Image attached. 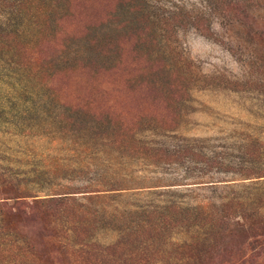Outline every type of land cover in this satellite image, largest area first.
<instances>
[{"label": "rangeland", "instance_id": "1", "mask_svg": "<svg viewBox=\"0 0 264 264\" xmlns=\"http://www.w3.org/2000/svg\"><path fill=\"white\" fill-rule=\"evenodd\" d=\"M231 1L0 0V264H264V0Z\"/></svg>", "mask_w": 264, "mask_h": 264}, {"label": "trees", "instance_id": "2", "mask_svg": "<svg viewBox=\"0 0 264 264\" xmlns=\"http://www.w3.org/2000/svg\"><path fill=\"white\" fill-rule=\"evenodd\" d=\"M230 4H232V1L230 2ZM187 145L188 144L178 145V146L172 147V149L166 148L164 150H166L168 152H171L170 155L175 156L177 159L180 158L183 161L186 160V162H191V163H193V161H195V163H197V164L198 163H201V164H205V165L211 166V167L212 166H215L217 169H221L222 166L229 167L228 165L231 162H233V161H229V160H228L229 162H226V160L228 159V157L226 155V152H223L221 154V152L218 151V147L215 146V144H210L209 146H207L209 148L208 150H206L205 147H202V148L198 149V148H196L195 145L194 146L193 145L192 146H187ZM159 146H161V147H167V146H169V144L164 143V144H159ZM161 147L151 148V147L148 146V149L151 151L150 154L152 156H156V155H159V154H165V153H167V152H163V151H161L160 153L156 152V150H162V149H160ZM140 148H142V147H140ZM252 152L253 151L250 148H247V150L245 151V153L246 154H249V155H251ZM188 158H190L191 160L188 159ZM180 165L183 166V162L180 163ZM178 167H180V166H178ZM262 167H264V165H260V166H255V165L245 166L244 170L255 171V169L260 168L261 170H258L256 172H253V174H256L255 176H250L249 178H252V177L261 178V177H264V170H263ZM195 168H196V170H199L200 171V174H198V176H197V177H199L198 179H200V177L207 172V167L206 166H205V168L203 166H202V168H201V166L199 168L195 166ZM241 169H243V168H241ZM185 171L187 173L193 172L192 166L191 165H187L185 167ZM253 174H251V175H253ZM118 175L113 176L112 179L106 178L104 176V178H101L96 183L99 184V183H103L104 181L106 183L107 182L108 183H122V184H124L126 186L123 187V188H113L112 189V190H121V191H127V190H129V191H135V189L136 190L137 189L138 190H141L144 187V186H134L133 187V186H131L132 184H130V182L133 181V179H134L133 177H130V176L129 177L128 176L126 177L124 175H120L119 176V179H118L117 178ZM218 181H220V180L207 181L206 184H209V186H212L211 187V190H212V188L214 190V189H217L218 188V186H217L218 185L217 184ZM203 186H205V183L204 184H197L195 186V187H198L197 189H189V190L192 193L195 192V193H198L200 195L201 192L199 190H202L203 191V189H204ZM206 190H204V191H206ZM33 196H36V195H33ZM59 197H61V196H59ZM65 197H71V196H65ZM53 198H55V197H50V198H38V197H36V198L33 199V204H35L34 206H37V204H40L46 210L52 211L51 208L48 207V204L52 203L53 201L57 200V201H59V203L65 204V205L68 203L67 199H53ZM236 198H238V199H232V200H229V201H223L221 204L216 205V206H218V207H220L222 209L227 208V207H229V208L234 207V209H236V208H238V209L240 208L241 209L242 206H244L246 208V206H245L246 205V202H247L246 199L243 198L242 195H240L239 197H236ZM45 204H47V205H45ZM52 204L54 205V202ZM167 208H169V210H168L169 212L171 210H173V211H171V214H173V212H176V210L178 208H181V205L178 204L177 202L176 203L173 202V203L169 204L167 206ZM55 209L57 210V208H55ZM10 213H6L5 211L3 212V208H2V210L0 209V226L1 227H3V221H5V223H6V222H8L7 219L10 218V220H11L13 218L10 215ZM12 220L15 221V219H12ZM180 220H181V217L174 219V222L177 223ZM20 221L21 220L17 221L16 223L17 224H21ZM6 224L8 225V223H6ZM10 224H12V223L10 222ZM143 226H145V225H143ZM157 227L160 228L159 224H153V226L151 228L152 229H157ZM42 232H43V228L41 226V228H38L37 234L39 236H41ZM77 235L81 236L82 235V232L80 231V233L77 234ZM249 241L250 240L244 241L248 245V247H250L252 249H259L260 247L262 248V245H261L262 243L260 244L259 243L260 241H258L257 238H255L254 240H251L250 242Z\"/></svg>", "mask_w": 264, "mask_h": 264}]
</instances>
